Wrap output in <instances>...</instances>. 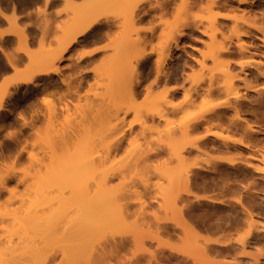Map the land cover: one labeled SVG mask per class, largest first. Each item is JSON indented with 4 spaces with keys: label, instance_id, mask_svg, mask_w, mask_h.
Wrapping results in <instances>:
<instances>
[{
    "label": "rangeland",
    "instance_id": "obj_1",
    "mask_svg": "<svg viewBox=\"0 0 264 264\" xmlns=\"http://www.w3.org/2000/svg\"><path fill=\"white\" fill-rule=\"evenodd\" d=\"M83 1L62 0L55 9L44 7V13H58L59 18L63 13L68 14L69 21L77 9L88 17L103 12L112 14L114 20L124 18L118 5L92 7L91 2ZM65 5V10L59 12ZM146 8L151 9L149 16L144 21L134 22L132 37L138 38V52L152 53H148V63H137V71L145 78L139 76L136 80L138 91L131 100L127 93L125 49H119V41L125 36L123 26L122 34L114 31L108 42L106 40L108 59L102 60L98 55L94 62L78 67L76 56L82 44L75 43L67 54L69 57L64 56L57 63L59 74L37 79V87L29 84L12 92L8 85L11 101L6 107L12 114H2L0 119V264H11L13 257L17 264H38L40 257L32 256L28 248L40 243L38 236L33 239L38 231L26 229L28 216L35 214L50 220L58 219L47 229H54L55 234L51 236L56 238L47 239L52 249L47 250L49 255L46 254L48 257L42 264H64L59 245L65 238L60 235L66 227L76 229L79 221H83L85 210L90 208L94 215H99L93 224L101 225L90 230L85 240L77 244V247L92 245L95 248L89 254L88 264L93 263L102 246L111 247L112 242L120 238H126L124 249L117 254L107 253L98 264H146L150 261L154 264L164 252L165 255L169 253L168 245L173 246L178 251L176 255L184 257L188 264H264V36L261 33L264 0H247L243 4L237 0H220L219 7L211 9L205 0L195 3L173 0L165 10L155 5ZM39 9L35 19H42L45 26L41 27L40 37L42 40L48 37L50 42L39 43L35 48L27 43L20 45L19 50L24 51L29 60L27 67L44 54L58 51L53 41L58 44L67 25L57 20L49 27L48 18ZM215 15L217 24L212 27ZM34 20L29 18L28 23ZM11 23L9 25L13 27ZM181 31H185V35L179 38L180 48L174 50L172 59L166 64L169 71L173 69L174 72L166 77L164 72L158 75L154 60L163 57L161 44L167 35L178 37ZM211 34L213 39L209 38ZM242 34L245 35L240 36ZM237 35L244 40L242 50L233 43ZM213 41L218 46L229 47L222 62L228 65L231 73L241 75L251 85L249 89L239 87L238 97L229 100L228 104L225 94L216 88L217 84L210 93L205 91L208 79L219 70L211 60L203 57L207 45ZM94 68L97 75L88 77L90 80L81 82L82 85L76 88L78 74ZM59 75L67 80L65 84L56 78ZM11 81L6 77L0 84ZM70 82L74 87H70ZM41 83L47 86L43 87L45 90ZM153 83L159 85L150 86ZM238 83L242 85L241 80ZM172 87L176 90L167 93ZM130 101L135 112L141 113L136 115L144 126L135 125L126 132L117 151L98 160L97 155L105 150L117 131L103 130L89 119V112L110 111ZM153 107L166 109L163 119H151L149 114H143ZM234 110L239 114H233ZM16 111L18 114L13 113ZM49 115L53 116L49 120L51 123ZM31 116L34 120L28 124ZM131 119L133 114L125 116V122ZM194 119H198L196 127L185 130V124ZM208 132L218 136L208 135ZM5 143L9 145L7 151L3 150ZM147 150L153 153L145 156ZM84 154H91L94 161L98 160L97 169L120 171L110 186L116 192L102 197L94 207L86 209L75 204L67 207L65 217L60 221L59 216L51 212L56 201L46 202L38 194L34 184L37 164L34 161L30 166L29 155L37 157L40 171H43V165L50 162L81 161ZM218 156L231 157L236 162L217 161ZM195 164L199 167L193 168ZM185 172L189 174L190 189L203 190L201 193L224 202L195 201L186 194H182L183 200L175 201V194L185 187ZM90 186L94 188L91 182ZM127 202L132 204L126 210L124 204ZM179 211L188 223H180ZM159 220H169L172 233L160 236L158 241L150 240ZM205 234L220 242L209 244L216 248L215 251L200 254L198 248L206 244ZM10 245L15 246L13 253L8 249ZM160 246L164 249L162 254ZM16 253L21 256H15ZM163 262L177 263L172 258Z\"/></svg>",
    "mask_w": 264,
    "mask_h": 264
},
{
    "label": "bare ground",
    "instance_id": "obj_2",
    "mask_svg": "<svg viewBox=\"0 0 264 264\" xmlns=\"http://www.w3.org/2000/svg\"><path fill=\"white\" fill-rule=\"evenodd\" d=\"M75 1L78 2L79 0H75ZM84 1L85 2L86 1L91 2L92 7L93 6H100V5H104V6H113V5L117 6L118 5L122 8L121 13L127 22L126 23L122 22L121 25L114 27L113 29H111V31H108L106 29L105 32L107 35V38H106V40H107L110 37V33L114 32V31L115 32L121 31L120 34H122L123 33L122 30H124L126 28L124 30L125 32L123 33V34H125L123 39H126V38L127 39L126 40L120 39L119 49H120V51L125 49V51L124 50L123 51H124L125 56H126L125 58L127 59V70H126L127 75H126V77L129 80L128 81L129 86H128L127 93H128V96L131 100L137 94V91H138L139 82L136 80H138L139 76L143 78L142 72L137 71V63H140L142 65L146 64L148 53L151 52L150 50H149L150 52L140 50L141 52H146V53H140V52H138L139 50L137 51V49L139 48L138 45L140 43L138 41V38L132 37V31L135 32L132 29V27H133L134 22L142 21V18L150 13V10H151L150 8H152V7L142 8L140 15H135V13H133L129 4L127 3V0H84ZM172 1L173 0H163L162 2H160V0H153L154 3L150 4L151 0H138L139 4H141V5H144V4L149 5V6L155 5L160 10L167 9L170 6V4L172 3ZM189 1L195 3V2H199L200 0H189ZM205 1L207 2L209 9H211L213 7H219L220 0H205ZM246 1L247 0H237V2L239 4H243ZM251 1H253V0H251ZM83 2H81V3H83ZM47 3H48V0H40V3H36L35 0H0V17L9 23H11V22L13 23V27L10 25L12 27L11 28L12 33L19 40H22L23 44L25 45V43L28 44L36 36V33H37L36 29H40V32H41V27L44 26V23H43V20L41 19L36 24L34 23L32 25H29V24L28 25H25V24L20 25L19 18L17 16L18 12L21 9L31 8V7L38 6V5H43L42 8H44V7H47ZM8 9L11 10L10 15H8L6 12ZM152 9H154V8H152ZM63 14H62V16H63ZM95 16L96 15H94L92 17L91 16L88 17L82 11H79V9H77L74 12L73 17L71 18L72 21L71 20L69 21L68 18L70 19V15L64 14V19L59 21V22H61L60 24H64V25L67 24L64 28L65 31L63 33V36L61 38H59L58 44H56L53 41V46L55 45V48H58V51H57L58 53L56 52L57 54L56 53L51 54L50 52H48V53L44 54V56H42V58H39V61H36L35 64H32L29 67H27L22 72V75L18 76V78L11 81L9 84L0 85V110L3 109V107L5 106L4 101L10 97V91H9L8 85H17L19 83H24V84L30 83L32 85L34 84L33 87H37V85H35V81L37 80L35 78L37 76H44V78L47 77L46 79H48V77L51 74H59L57 63L60 62L64 58V56H66L67 51L75 43L78 44L81 41H85L87 44H91L92 47L87 49V51H89V52H91L92 48L98 49V51L91 52V55L85 56V57H80V55H79L82 51H85V50L78 51L77 56H76V59L78 62L82 58L87 57V60L85 63H90V62L92 63V62H94V60L96 59V56H98V55H99V58L102 60L108 59L110 56V53L102 56V52L106 50V43H104L103 45H97L96 43L92 42L93 37L95 36V33L91 32L90 22L94 19ZM242 16H245V14L243 13ZM216 19H217V17L215 15L213 17V20H212L213 21L212 27H215V24H217ZM67 21H69V23H66ZM31 26L32 27L34 26V28H31ZM122 26H123V28L121 30ZM89 33H91V35ZM261 33L264 36V29H262ZM183 34L185 35V31H181V33L178 35V37H174L173 35H167L165 37L164 42L161 44V51L163 52V57L160 59H157V57H155V60H154L155 63L157 62V66L155 67V68H157V69H155L157 72H155V73H157L158 75H161L162 72H164L163 74L166 77V76H169V74L171 75V73L174 72L173 69H171L169 71V67H166V64L168 63L169 60L172 59V55L174 53V50H178L180 48L179 38L182 37ZM2 35H3V32L0 31V36H2ZM243 35H245V34H242L240 36H243ZM85 36H87L88 39L82 40L81 38L85 37ZM209 38L213 39L214 35L211 34ZM146 40H145V42H146ZM43 42L49 43L50 39H48V37H46V39L42 40L41 37H39V43L44 44ZM107 42H108V40H107ZM233 43L237 47V49H239V50H242L244 48V40H242L239 37V35H237V37ZM140 47H142V46H140ZM228 48H229L228 46H222V45L218 46L213 41L211 44L207 45V50L203 55L204 59L208 58L209 60L212 61V63L215 66H217V69H219L217 71L218 73L215 76H211L208 79L207 87L205 88V91L210 93L213 90L212 89L213 86L217 84V87L216 86H214V87H216L219 92L221 91L222 93L225 94V96H226V98H225L226 102L225 103H227V104L230 102L229 100H232V99H235L238 97L239 87H242L245 89H249V87H251V85L248 84L247 79H244V77H241V75H239V74L231 73L230 70L228 69V65H226L225 63L222 62L221 59L223 57V54L225 52H227ZM142 49H143V47H142ZM45 50H48V49H45ZM136 51L140 54L138 55ZM97 59H98V57H97ZM8 60H9V63L13 67H15L13 64L12 57L11 58L9 57ZM28 63H29V60H28ZM0 65H2L1 61H0ZM77 66L81 67L82 65L80 64ZM97 72L98 71L95 68L89 69L87 71L85 70L84 72L81 71V74L80 73L78 74L80 78H79L78 82L75 84L76 88L80 84L82 85L83 81L90 80L88 77L92 78L95 75H97ZM44 78H39V79H44ZM213 78H215V79L221 78V79L219 81H216ZM62 79L63 78L60 76V82L62 84H65V82L67 80L65 81V78L63 80ZM66 79H68V77ZM240 80L242 81V85H240V83H238ZM45 82H47V81H45ZM37 83H39V82H37ZM69 85H70V87L72 85L74 87V83L72 84V82H70ZM158 85L159 84L153 83L150 86H158ZM196 85L199 86V84H195L194 86H196ZM41 86H42V88L43 87L47 88V86H44V84H42V83H41ZM66 86H68V85L66 84ZM25 87H27V86H25ZM56 87H59V85ZM42 88L39 87V90H41ZM37 89L35 88V91L39 92ZM61 89H64V88H61ZM64 90H66V88ZM175 90H176V88L172 87L169 90H167V93H169V92L173 93ZM185 91L187 93L189 91V89H187ZM41 92H43V91H41ZM30 93H31V91H30ZM26 98H27V96H26ZM10 101H9V103H10ZM31 109L33 110L34 107ZM9 112H12V111H9ZM16 112L18 113L19 111H16ZM165 112H166V109H164V108L153 107L143 114H149L151 119H154V118L155 119H163ZM89 113H90L89 119H91L93 122H96L99 126L102 127L103 130L117 131V134L107 142L105 150L101 154L97 155L98 160L105 157L111 151H117L121 147V145L124 141V137L126 135V132L132 130L135 125H141L142 124V121L141 120L139 121V118L136 115V114H141V113L135 112V107L131 103V101L128 102L126 105L115 107L114 109H112L110 111L98 110L96 112L90 111ZM127 114H133V119L129 120L128 122L127 121L125 122V116ZM233 114H239V113L237 110H234ZM52 117H53L52 115H49L48 121L49 120L51 121ZM36 119H38L37 116H36ZM33 120L34 119L32 117L28 121V124L33 122ZM195 121H198V119H194L192 122H188V124H185L184 129L187 130L188 127H196L197 122H195ZM142 125L144 126V124H142ZM247 128L252 129L251 125H247ZM207 134L218 136V134H216L215 132H208ZM205 140L206 139H203L204 143L207 142ZM194 148H197V146L195 145ZM152 153H153V151L147 150L145 152V156L150 155ZM155 153L156 152H154V154ZM36 158H34V156H32V155H29L30 166H32L34 161L37 164V165H35V167H37V169H36L37 179H36L34 184L36 185L38 194L42 197V199L44 201H46V202H50V200L56 201V207L54 209H52L51 212L54 214H57L59 216L57 218H59L60 221L62 218L65 217V210L67 207H69L73 204H75L78 207L84 206L86 209L89 208V206L94 207L95 205H97L101 201L102 197L110 196L116 192L115 190L111 189L110 186H111V183L114 181V179L117 177V175L120 174V171H116V169H106V170L97 169L96 161H98V160L94 161L91 154H84L81 161L57 160V161L50 162L47 165H43V171H40V167H41L40 161ZM216 160L217 161L218 160L219 161H225L228 164H234L236 162L235 159H233L231 157L218 156ZM198 167H199L198 164H195L193 166V168H198ZM188 175H189L188 172H185V179H184V182H185L184 186L185 187L181 191H179L175 194V196H174L175 201L176 200H183L182 194H186L188 196L190 195L192 200H195V201L205 200V201L215 202V203H220V204L224 202V200L221 198L215 199V198L211 197L210 195L200 193V192H196V191L190 189L188 187ZM29 176H31V174H29ZM90 182L94 184V188L90 186ZM118 193L121 194V193H125V192L118 191ZM130 203L132 204V202H129V203L127 202L126 204H124L125 205L124 208L126 210L130 207V205H131ZM186 205H187V203L184 202V206H186ZM143 206L145 207L144 203H143ZM144 207H142V210L144 209ZM178 215H179L178 219L180 220L181 224L182 223L185 224V221L188 223V221L186 219H184L183 214L180 211H179ZM98 217H99V215H94L93 210L90 208L88 210H85V215L83 217V221H79L78 226H76V229H75V227L74 228L66 227L63 230L60 237L65 238V239H64V242L62 244H60L59 246H60L61 257L64 261V264H88L90 262L91 256H89V254L91 253V251L93 253V250H95V248L92 245L89 248H82L81 246L77 247V244L82 242L83 240H85V238L87 237V233H90V230H94V229L100 227V225H101L100 223L93 224L94 221L98 220ZM56 220H58V219L50 220V218L43 217L41 214L40 215L35 214L34 216H28V218H27L26 229L31 230V232L32 231H38L35 234V236H33V239L37 236H38L37 237L38 240L40 239L39 240L40 243H35L31 246H28L29 253H31L32 256L36 255V256L40 257L39 261L37 262L38 264L39 263L42 264L45 261V258L47 256L46 254H48L49 253L48 251H51V249H52V246H48L50 243L49 244L47 243V239L51 240V237L56 238V236H51V235L55 234V231H54V229H52L50 231L47 229L50 228V226ZM168 222H169V220L157 221L156 225H155V234L153 236H151L149 239L150 240L156 239L155 241H158L160 239V236L171 234L172 233L171 226L168 224ZM176 224H178V223H176ZM27 237L29 239L30 235L27 234ZM31 238H32V236H31ZM31 238H30V240H32ZM125 240H126V238H120L119 240H114L111 244V247H108V248H106V246H102V248L98 251L99 252L98 255L95 257V260L92 261L93 262L92 264H98L100 262H103V258L105 257V255L107 253L109 255L119 253L125 247ZM203 240L206 244L204 246H201L198 248L200 251V254L201 253L205 254V253H208L210 251H215L216 248L210 246L209 244L220 242L218 238H214L208 234H205V236L203 235ZM50 245H52V244H50ZM162 246L164 247V245H162ZM162 246H160L162 249L159 247L160 248L159 249L160 254H162V252H163L162 250H164L166 248H168L167 250L169 251V253L167 255H165L164 254L165 252H164L163 253L164 255L162 254L161 257H159L160 260L157 259L156 258L157 256H156L155 257L156 259L154 258L155 259L154 264L157 261L158 262L156 264H161L164 259L167 260L169 258L170 259L171 258L176 259V262H177L176 264H182V263L188 264L184 257L180 258L176 255L177 254L176 252H178V251L173 246L168 245L166 248L164 247V249ZM8 249H10L11 253H13V251L15 250V246L10 245V246H8ZM12 256L13 255L10 254V257H12ZM15 256L19 257L21 255L16 253ZM51 257H53V256L51 255ZM8 261H10V260H8ZM17 263L18 262L13 257L11 260V264H17ZM150 263H151V261H150ZM150 263L148 262L146 264H150ZM163 264H164V262H163ZM190 264H195V262L190 263Z\"/></svg>",
    "mask_w": 264,
    "mask_h": 264
},
{
    "label": "crops",
    "instance_id": "obj_3",
    "mask_svg": "<svg viewBox=\"0 0 264 264\" xmlns=\"http://www.w3.org/2000/svg\"><path fill=\"white\" fill-rule=\"evenodd\" d=\"M62 4V1L59 0V2L53 4V6L51 8H48L50 10H52L53 8H57L58 6H60ZM43 5H38V6H34V7H31V8H25V9H21L17 16L19 18V23L20 25H32V24H36L39 22V18L35 19L36 18V14H37V11H35V14L31 17L32 21L31 23H28V17L26 16L27 13L29 12H33V10H37L38 8H42ZM38 7V8H37ZM7 14L10 15L11 14V10L8 9L7 11ZM149 16L146 15L145 17L142 18V21H144L147 17ZM64 19V16H60L59 19H56L54 21H61ZM54 23V22H53ZM11 26L9 25V23L4 20L3 18L0 17V31L3 32V35L0 36V50H2V55H0V61L3 63V67L4 68H7L9 69L8 71H0V83L3 82L4 78L6 77H10L11 80H15L16 78H18V76L22 75V72L26 69L27 67V64H28V58H27V55L24 51H20V45H23V41L22 40H19L11 31ZM31 28H34V26ZM36 36L28 43V46L29 47H36L39 45V37H40V29H36ZM104 43H106V39L103 40L100 44H97V45H103ZM78 44H82V49L80 50H87L89 48L92 47L91 44H87L85 41H81L80 43ZM73 46V45H72ZM71 46V47H72ZM71 49V48H70ZM79 50V51H80ZM69 50L67 51V54H68ZM78 52V51H77ZM66 54V58H68L69 56ZM105 54H108V52H105L103 51L102 52V56L105 55ZM11 58L13 59V64L15 67H13L10 63H9V60L8 58ZM149 57H147V62H149ZM77 60V59H76ZM87 60V57L86 58H82L79 62L76 61L75 62V65H86L88 63H85ZM79 76V75H78ZM39 78H44V76H37L35 79H39ZM58 80H60V77H56ZM145 78L144 74H143V79ZM79 80V77H77L76 79V83L78 82ZM30 83L28 84H24V83H19L17 85H10V90L13 92L14 90H16L17 88L19 87H25V86H28ZM1 85V84H0ZM161 86V85H160ZM9 98H7L5 101H4V107L3 109L0 110V119L2 117V114H12L11 112L8 111V108L6 107L7 104H9ZM8 102V103H7ZM14 114H18L17 112H13ZM2 156V155H1ZM201 191L203 190H200L199 192L201 193ZM205 194V193H204ZM208 195V194H207ZM211 196V195H210ZM213 197V196H211Z\"/></svg>",
    "mask_w": 264,
    "mask_h": 264
},
{
    "label": "snow or ice",
    "instance_id": "obj_4",
    "mask_svg": "<svg viewBox=\"0 0 264 264\" xmlns=\"http://www.w3.org/2000/svg\"><path fill=\"white\" fill-rule=\"evenodd\" d=\"M36 3H40V0H35ZM59 2V0H48L47 3V7L51 8L53 6V4ZM127 3L129 4L131 10L133 11V13H135V15H140L142 8L147 7V5H141L139 4L138 0H127ZM67 7V5H65L64 8L59 9V12H63L65 10V8ZM35 11L37 10H33V12H29L26 14V16L28 18H31L34 14ZM39 12H41L42 14H44L45 18H48L49 20V27L51 26V23L54 22V20L59 18V14H53L51 12L48 13H44V9L41 8L38 10ZM123 23H126L127 21L121 17L118 18L117 20H114L112 18V14L110 13H99L98 15H96L94 17V19L90 22V26H91V32L95 33V36L93 37L92 42L96 43V44H100L103 40H105L107 38L106 32L105 30L107 29L108 31H111V29H113L114 27L121 25ZM57 28H59V25H56ZM50 34V33H49ZM91 35V33H89ZM82 40H87L88 37H82ZM70 50V49H69ZM98 51L97 48H92L91 52H95ZM91 52L85 50L82 51L79 55L80 57H85V56H89L91 55ZM0 55H2V50H0ZM9 69L4 68L2 65H0V71H8ZM9 135H11V133H9ZM9 145L7 143H5L3 145V150L7 151ZM119 196V194H117Z\"/></svg>",
    "mask_w": 264,
    "mask_h": 264
}]
</instances>
